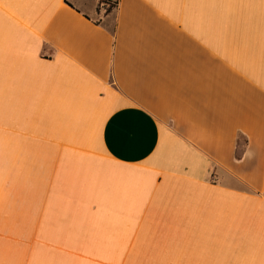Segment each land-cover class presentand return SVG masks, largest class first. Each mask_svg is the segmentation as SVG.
Instances as JSON below:
<instances>
[{
	"label": "crops",
	"instance_id": "1",
	"mask_svg": "<svg viewBox=\"0 0 264 264\" xmlns=\"http://www.w3.org/2000/svg\"><path fill=\"white\" fill-rule=\"evenodd\" d=\"M0 264H264V0H0Z\"/></svg>",
	"mask_w": 264,
	"mask_h": 264
},
{
	"label": "built area",
	"instance_id": "2",
	"mask_svg": "<svg viewBox=\"0 0 264 264\" xmlns=\"http://www.w3.org/2000/svg\"><path fill=\"white\" fill-rule=\"evenodd\" d=\"M102 7H108V4L107 3H105V2H103V4H102Z\"/></svg>",
	"mask_w": 264,
	"mask_h": 264
},
{
	"label": "trees",
	"instance_id": "3",
	"mask_svg": "<svg viewBox=\"0 0 264 264\" xmlns=\"http://www.w3.org/2000/svg\"><path fill=\"white\" fill-rule=\"evenodd\" d=\"M105 2V1H104ZM103 4V3H102ZM116 7V5H111V8Z\"/></svg>",
	"mask_w": 264,
	"mask_h": 264
},
{
	"label": "rangeland",
	"instance_id": "4",
	"mask_svg": "<svg viewBox=\"0 0 264 264\" xmlns=\"http://www.w3.org/2000/svg\"><path fill=\"white\" fill-rule=\"evenodd\" d=\"M110 9H111V7H110Z\"/></svg>",
	"mask_w": 264,
	"mask_h": 264
}]
</instances>
